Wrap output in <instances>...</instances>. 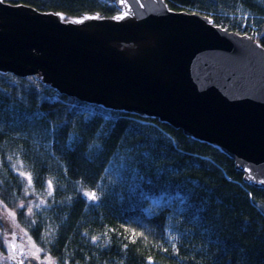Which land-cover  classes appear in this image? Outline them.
Here are the masks:
<instances>
[{
    "label": "trees",
    "instance_id": "1",
    "mask_svg": "<svg viewBox=\"0 0 264 264\" xmlns=\"http://www.w3.org/2000/svg\"><path fill=\"white\" fill-rule=\"evenodd\" d=\"M9 1L72 16L118 12L106 0ZM165 1L214 13L264 46V0ZM0 203L55 264H264V189L243 182L230 158L33 77L0 74Z\"/></svg>",
    "mask_w": 264,
    "mask_h": 264
},
{
    "label": "water",
    "instance_id": "2",
    "mask_svg": "<svg viewBox=\"0 0 264 264\" xmlns=\"http://www.w3.org/2000/svg\"><path fill=\"white\" fill-rule=\"evenodd\" d=\"M107 1L118 12L0 0V74L180 129L264 189V46L165 0Z\"/></svg>",
    "mask_w": 264,
    "mask_h": 264
},
{
    "label": "rangeland",
    "instance_id": "3",
    "mask_svg": "<svg viewBox=\"0 0 264 264\" xmlns=\"http://www.w3.org/2000/svg\"><path fill=\"white\" fill-rule=\"evenodd\" d=\"M257 1L261 2V0H257ZM183 9H186V8H183ZM193 9L196 11L195 8H193ZM202 12L204 14V12H206V11H202ZM206 15H209L212 18L213 17L217 18L218 21H222L214 13L208 12V14H206ZM234 19H237V17L234 16L233 20ZM215 23L218 24L217 22H215ZM261 23H264V21H262ZM220 25L225 27V25H223L221 23H220ZM262 31H264V30H262ZM239 32H244V31L242 30ZM245 33L252 34V36L255 39H257L256 34L251 33V32H245ZM9 213H14V217H10ZM0 241H2V246L0 248V264H19V263H17L18 260L16 259V257H15V259H12L11 257L13 255L14 256L16 255L18 259L19 258L21 259L22 257H20V255H18V253H16V251L14 253L12 252L13 248L9 246L10 244H16L17 247L25 246L26 250H27L26 253H29L31 251H35V248H39L38 246H36L32 242L29 235L17 223V221H16V210L15 209L14 210L9 209L6 206L2 205L1 203H0ZM33 244L35 245V248L33 247ZM47 257H50L49 254H47L41 250L39 253V259L38 260L36 258L30 256V255L26 256V260H27V264H48ZM54 264H55V262H54Z\"/></svg>",
    "mask_w": 264,
    "mask_h": 264
},
{
    "label": "snow or ice",
    "instance_id": "4",
    "mask_svg": "<svg viewBox=\"0 0 264 264\" xmlns=\"http://www.w3.org/2000/svg\"><path fill=\"white\" fill-rule=\"evenodd\" d=\"M57 15H60V14L58 13ZM120 18L121 17H116V19H120ZM209 22L210 23L212 22L210 17H209ZM20 175L21 176H25L27 174L24 173V172H21ZM28 183L31 184V177L30 176H28ZM51 187H52V184H51V182H49V189H51ZM48 194L51 195V191H49ZM85 196H86V198L89 201H95V200L98 199V197L95 194V192L86 193ZM31 211H32L31 208H29V212H31ZM9 216L10 217H14V213H9ZM96 239H97V237H93V240H96ZM9 246L12 247V248H15V245L14 244H10ZM33 247L35 248V245L34 244H33ZM40 251H41V249L35 248V251H31V252L27 253V255H30V256H32V257H34V258H36L38 260L39 259V253H40ZM11 258L12 259H15V256L13 255ZM47 261H48V264H54V261L52 260L51 257H47Z\"/></svg>",
    "mask_w": 264,
    "mask_h": 264
},
{
    "label": "flooded vegetation",
    "instance_id": "5",
    "mask_svg": "<svg viewBox=\"0 0 264 264\" xmlns=\"http://www.w3.org/2000/svg\"><path fill=\"white\" fill-rule=\"evenodd\" d=\"M213 21H214V19H213ZM214 24H216V23H214ZM222 27H224V26H222ZM0 245H2V244H0ZM14 245H15V248L12 249V252L14 253L16 251V253H18V255H20V257H22L21 259L20 258L18 259L17 256L15 255L16 259L18 260L17 263H19V264H27V260H26V256H27V253L26 252H27V250H26V247L25 246H23V247H17L16 244H14Z\"/></svg>",
    "mask_w": 264,
    "mask_h": 264
},
{
    "label": "clouds",
    "instance_id": "6",
    "mask_svg": "<svg viewBox=\"0 0 264 264\" xmlns=\"http://www.w3.org/2000/svg\"><path fill=\"white\" fill-rule=\"evenodd\" d=\"M186 11V10H185ZM201 14H203V13H201ZM204 15H206V14H204ZM207 16H209V15H207ZM217 25H219L220 27H222L220 24H217ZM223 28V27H222Z\"/></svg>",
    "mask_w": 264,
    "mask_h": 264
}]
</instances>
